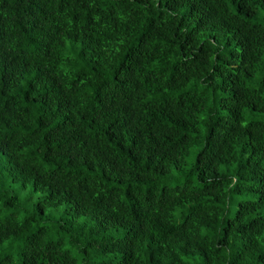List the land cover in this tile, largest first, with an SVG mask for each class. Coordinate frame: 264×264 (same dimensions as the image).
Here are the masks:
<instances>
[{
    "label": "trees",
    "instance_id": "16d2710c",
    "mask_svg": "<svg viewBox=\"0 0 264 264\" xmlns=\"http://www.w3.org/2000/svg\"><path fill=\"white\" fill-rule=\"evenodd\" d=\"M264 0H0V264H264Z\"/></svg>",
    "mask_w": 264,
    "mask_h": 264
},
{
    "label": "rangeland",
    "instance_id": "374dc122",
    "mask_svg": "<svg viewBox=\"0 0 264 264\" xmlns=\"http://www.w3.org/2000/svg\"><path fill=\"white\" fill-rule=\"evenodd\" d=\"M254 118H255V119L264 120V116H260V115H255ZM8 242H9V241H6V242L3 244V246L0 248V251H2V250H3L4 252H5V251H6V252L9 251V250H7V249H8V248H7V246H8ZM6 248H7V249H6Z\"/></svg>",
    "mask_w": 264,
    "mask_h": 264
}]
</instances>
